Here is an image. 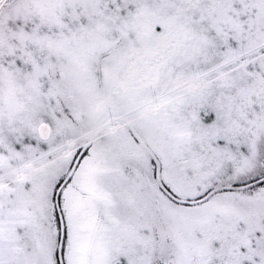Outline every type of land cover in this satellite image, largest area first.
<instances>
[{
  "label": "snow or ice",
  "instance_id": "snow-or-ice-1",
  "mask_svg": "<svg viewBox=\"0 0 264 264\" xmlns=\"http://www.w3.org/2000/svg\"><path fill=\"white\" fill-rule=\"evenodd\" d=\"M0 264H264V0H0Z\"/></svg>",
  "mask_w": 264,
  "mask_h": 264
}]
</instances>
